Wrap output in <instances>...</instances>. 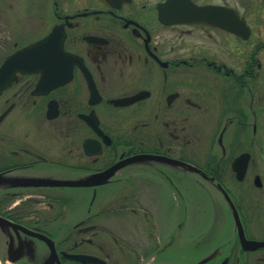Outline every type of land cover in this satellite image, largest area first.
<instances>
[{
  "label": "flooded vegetation",
  "instance_id": "obj_1",
  "mask_svg": "<svg viewBox=\"0 0 264 264\" xmlns=\"http://www.w3.org/2000/svg\"><path fill=\"white\" fill-rule=\"evenodd\" d=\"M54 28L71 79L36 93L17 73L0 91V264H264L233 218L229 246H179L209 200L233 216L225 194L264 242V0H0V67Z\"/></svg>",
  "mask_w": 264,
  "mask_h": 264
},
{
  "label": "water",
  "instance_id": "obj_2",
  "mask_svg": "<svg viewBox=\"0 0 264 264\" xmlns=\"http://www.w3.org/2000/svg\"><path fill=\"white\" fill-rule=\"evenodd\" d=\"M63 40L64 33L57 28H54L43 39L8 56L0 67V91L11 84L17 73L39 75V80L35 88L36 93H47L48 91L67 83L72 77V69L76 60L74 56L64 51ZM95 131L100 133V130ZM87 142L88 141H85L84 144ZM143 158L159 159V157L156 156L137 155L130 157L128 160L133 161ZM247 159L248 155L244 154L239 156L232 164V169L238 181L243 179ZM117 168L118 166L115 165L109 170V172L112 173ZM95 178L96 177L86 182H49L48 185L80 186L92 183ZM255 185H259L258 179L255 180ZM225 196L233 212V219L240 248L243 251H253L264 247V242L248 240L245 238L238 214L226 194ZM205 261L207 260L201 261L198 264H202Z\"/></svg>",
  "mask_w": 264,
  "mask_h": 264
},
{
  "label": "rangeland",
  "instance_id": "obj_3",
  "mask_svg": "<svg viewBox=\"0 0 264 264\" xmlns=\"http://www.w3.org/2000/svg\"><path fill=\"white\" fill-rule=\"evenodd\" d=\"M259 171H263L264 170V164L260 161L259 163V167H258ZM226 185L228 187H230L229 183H226ZM241 186V189L243 191L244 197L242 198V208H241V216L243 219V224L244 227L247 231V235L249 237H261V234H254L252 229H251V225H253L252 223V216H251V210L248 208V204L250 202V190L252 187L251 183H244ZM215 202H217L216 199H213L212 201L209 200V203H206L207 206V221H208V225L203 228L202 224L198 225L195 224H188L187 225V229L185 230V237L190 238V245L186 244L185 242H183V240L180 241L179 246L180 248H184L187 249L188 255L190 257H192L193 255L197 254V252L194 251L196 245H198V243L196 242L198 238H201L203 236V234L206 233H210V237L212 238L211 244H207L208 246L206 247V251L205 249L202 251V253L205 252H211L215 245H216V241L217 239H221L223 244L222 245H226L229 246L230 244H232L235 240V233H234V226H233V216L231 211L229 210V207L227 206V204L224 201H220L219 204H216ZM197 220V218H195ZM206 221V220H205ZM192 238V239H191ZM194 248V249H193ZM228 249V248H227ZM232 254V253H231ZM234 253L232 255V260L234 258ZM237 255L241 256V262L240 264H249L248 263V258H244L243 255L244 253H237ZM243 258V260H242ZM233 264V263H231Z\"/></svg>",
  "mask_w": 264,
  "mask_h": 264
}]
</instances>
